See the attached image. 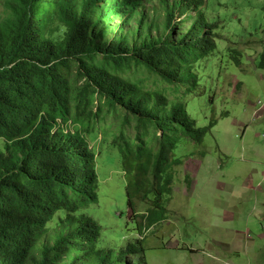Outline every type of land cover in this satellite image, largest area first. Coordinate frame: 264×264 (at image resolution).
<instances>
[{
  "label": "trees",
  "instance_id": "obj_1",
  "mask_svg": "<svg viewBox=\"0 0 264 264\" xmlns=\"http://www.w3.org/2000/svg\"><path fill=\"white\" fill-rule=\"evenodd\" d=\"M1 1L0 264H147L140 240L119 253L98 247L99 226L87 213L98 203L96 162L84 133L100 112L96 96L125 112L134 138L122 132L114 144L128 208L140 233L165 220L183 164L175 151L184 139L202 145L214 122L197 126L184 102L126 74L144 67L192 92L195 62L216 49L203 0H159L169 34L156 37L147 0ZM181 17L193 20L184 32ZM69 121L73 133L62 127ZM48 232L54 242L34 253Z\"/></svg>",
  "mask_w": 264,
  "mask_h": 264
},
{
  "label": "rangeland",
  "instance_id": "obj_2",
  "mask_svg": "<svg viewBox=\"0 0 264 264\" xmlns=\"http://www.w3.org/2000/svg\"><path fill=\"white\" fill-rule=\"evenodd\" d=\"M145 5L154 22L152 36L168 35L166 7L159 0ZM201 8L215 26L216 49L195 62L198 85L192 92L176 90L144 67L126 75L165 91L171 102H184L197 126L214 122L202 145L184 139L175 151L178 157L204 151L205 165L187 184L176 173L173 194L165 198L167 217L140 233V219L128 208L121 154L114 144L122 132L134 138L133 124L125 125V112L111 110L96 96L94 111L98 106L100 112L84 135L95 155L98 203L87 213L99 226V248L119 253L140 240L147 264H264L259 256L264 257V212L254 209L264 204V0H203ZM175 22L184 32L193 20ZM146 208L141 204L138 210ZM50 234L40 238L34 253L42 242H54Z\"/></svg>",
  "mask_w": 264,
  "mask_h": 264
},
{
  "label": "crops",
  "instance_id": "obj_3",
  "mask_svg": "<svg viewBox=\"0 0 264 264\" xmlns=\"http://www.w3.org/2000/svg\"><path fill=\"white\" fill-rule=\"evenodd\" d=\"M262 115H264V114H262ZM262 115L260 114V117ZM257 117H258V115H257ZM180 157L183 159V164L179 168H177V174L178 175L180 174L181 176H183L185 179L184 183L187 184L190 181V178H192L194 175H198L199 172L202 170L203 166L205 165V158H204L205 155L194 156V155L190 154V156L185 155V156H180ZM221 166H222V164H220V167ZM251 178H253V175H251L250 179ZM248 180L249 179H246V181L244 183H247ZM193 183H194V181H193ZM193 185L194 184H192L191 187H193ZM254 209H256L257 212H262V210L264 212V204H263V206L262 205L260 206V203H259L257 206H255ZM263 219H264V217H263ZM263 228H264V226H263ZM260 237H261V239H264V233L260 234ZM262 246H263V244H262ZM262 249H263V247H262ZM259 256H260V258H262V261H264L263 254H261Z\"/></svg>",
  "mask_w": 264,
  "mask_h": 264
},
{
  "label": "built area",
  "instance_id": "obj_4",
  "mask_svg": "<svg viewBox=\"0 0 264 264\" xmlns=\"http://www.w3.org/2000/svg\"><path fill=\"white\" fill-rule=\"evenodd\" d=\"M260 103H261V101H258V104H260ZM253 106L256 108V111H255L254 114H256V116H257L258 115V112H259L258 106H257L256 103H254ZM58 123L61 124V121L58 120ZM62 127L64 128V130H65L66 133L67 132H72V131H69L70 128H73L72 127V123L70 121L67 124L63 125Z\"/></svg>",
  "mask_w": 264,
  "mask_h": 264
},
{
  "label": "clouds",
  "instance_id": "obj_5",
  "mask_svg": "<svg viewBox=\"0 0 264 264\" xmlns=\"http://www.w3.org/2000/svg\"><path fill=\"white\" fill-rule=\"evenodd\" d=\"M70 133H73V132H70Z\"/></svg>",
  "mask_w": 264,
  "mask_h": 264
}]
</instances>
